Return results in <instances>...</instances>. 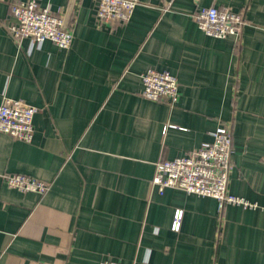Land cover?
<instances>
[{
    "label": "crops",
    "instance_id": "obj_1",
    "mask_svg": "<svg viewBox=\"0 0 264 264\" xmlns=\"http://www.w3.org/2000/svg\"><path fill=\"white\" fill-rule=\"evenodd\" d=\"M0 0V103L38 109L29 143L0 133V264H264V0H141L127 23L95 21L75 0L73 40L15 43ZM63 17L69 0H38ZM202 7L241 13L238 39L205 35ZM167 71L175 105L140 96V75ZM231 123L228 190L256 208L151 184L155 163L212 141ZM21 174L45 194L9 188ZM183 209L179 233L170 231Z\"/></svg>",
    "mask_w": 264,
    "mask_h": 264
},
{
    "label": "built area",
    "instance_id": "obj_2",
    "mask_svg": "<svg viewBox=\"0 0 264 264\" xmlns=\"http://www.w3.org/2000/svg\"><path fill=\"white\" fill-rule=\"evenodd\" d=\"M95 21L101 27L112 28L127 23L141 0H94ZM14 21L8 34L15 43L27 38L33 43L52 42L59 49H69L73 40L70 22L61 28L62 18L48 7L40 6L38 0L14 3L10 6ZM198 28L207 36L216 39L234 37L238 39L246 22L241 13L217 7H202L194 15ZM142 89L140 96L153 102H166L173 106L179 98V83L167 71L148 69L140 75ZM38 109L20 100L3 99L0 103V133L13 139L29 143L33 136V118ZM212 141L203 143L196 150L174 159L163 158L155 163L151 184L159 194L167 188L178 189L187 195L210 197L217 201L222 212L228 205L254 209L256 205L246 199L232 195L228 190L230 174L234 169L232 161L231 123H222L211 134ZM264 163V157L262 159ZM9 188L20 192L43 195L48 184L21 174L2 176ZM183 209L172 213L170 231L179 233L183 220ZM101 264H123L105 261Z\"/></svg>",
    "mask_w": 264,
    "mask_h": 264
},
{
    "label": "water",
    "instance_id": "obj_3",
    "mask_svg": "<svg viewBox=\"0 0 264 264\" xmlns=\"http://www.w3.org/2000/svg\"><path fill=\"white\" fill-rule=\"evenodd\" d=\"M74 4H75V0H69L68 6L62 18V24H61L62 29H65L71 20Z\"/></svg>",
    "mask_w": 264,
    "mask_h": 264
}]
</instances>
